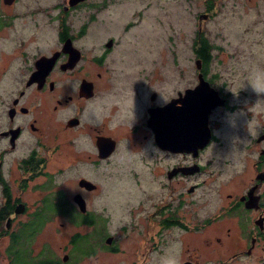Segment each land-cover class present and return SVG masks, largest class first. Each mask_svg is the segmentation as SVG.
<instances>
[{"label": "flooded vegetation", "instance_id": "af4514ba", "mask_svg": "<svg viewBox=\"0 0 264 264\" xmlns=\"http://www.w3.org/2000/svg\"><path fill=\"white\" fill-rule=\"evenodd\" d=\"M215 3L204 0L198 14V48L211 43L203 26ZM153 20L154 0H0L3 264H148L150 254L160 264L177 242L181 264H264V114L253 120L250 90L212 60L214 44L209 60L195 50L193 67L179 72L186 82L162 97L154 67L122 59L134 37L150 35ZM200 78L209 83L201 84V99L207 90L214 97L207 125L194 123L209 132L207 143L161 147L154 108L184 111L186 91ZM239 110L247 121L237 133L249 160L222 175L211 149L223 129L234 130L227 119ZM65 176L72 187L63 188ZM114 176L125 181L122 194L107 189ZM143 179L154 180V190H142ZM117 220L122 232L140 222L154 227V237L127 244L131 236L109 229ZM99 223L107 231L94 247ZM121 253L128 259L116 261Z\"/></svg>", "mask_w": 264, "mask_h": 264}, {"label": "rangeland", "instance_id": "374dc122", "mask_svg": "<svg viewBox=\"0 0 264 264\" xmlns=\"http://www.w3.org/2000/svg\"><path fill=\"white\" fill-rule=\"evenodd\" d=\"M204 8V0H154V20L149 31L150 35L142 33L128 43L131 46L130 52L122 59L129 63L141 61L146 67H154V89L158 93L160 89L162 97L186 82V79H181L182 75L179 72L183 68L193 67L196 59L195 41L199 32L197 31L198 14L204 11ZM85 13L86 8H82L78 11L77 17L82 18ZM203 32L215 45L212 60L222 61L224 64L221 66L231 67L224 75L237 79L239 86L253 66H264V1H260L257 5H250L247 0H217L213 16L204 22ZM216 66L217 64H214L212 69L216 70ZM244 87L250 90L247 100H251L254 106L251 109L252 118L257 120L258 114H264V94L257 96L250 87L247 85ZM227 121L233 122L234 130L223 129L222 141L215 143L211 149L216 155V163L222 175H229L232 170H236L239 165H244L249 160L248 152L239 143L242 137L237 133L238 122L247 121L245 110L233 113ZM145 146L146 144L143 145ZM210 155L212 154L206 156ZM154 156H156L155 150ZM225 160L228 163H225ZM140 183L142 190H154V180L143 179ZM72 184L73 181L65 176L63 188H70ZM124 184L125 181H122L121 176H114V179L108 181L107 189L115 195L122 194ZM117 223L118 220L109 224V229L117 232L119 236H131L126 238L127 244L138 242L139 240H132L138 236L154 237V227H145L141 222L140 227L131 228L129 224L126 232L116 227ZM87 230L82 228L81 231L87 232ZM106 231L103 223H99L98 227L91 231L94 247L102 245V235ZM42 239L43 234L39 235L35 243L36 247L40 246ZM1 240L0 264H3L7 261L8 237ZM150 242L152 246L154 239ZM86 248V251H90L89 247ZM226 256L224 254V258ZM120 259L126 260L128 255L121 253L116 257V261ZM148 264H153L152 254Z\"/></svg>", "mask_w": 264, "mask_h": 264}, {"label": "water", "instance_id": "95a60500", "mask_svg": "<svg viewBox=\"0 0 264 264\" xmlns=\"http://www.w3.org/2000/svg\"><path fill=\"white\" fill-rule=\"evenodd\" d=\"M202 18V17H200ZM209 86V83L205 80H201L199 85L186 91V97L191 101V104L185 106V110L182 112L170 111V108L166 106L160 108H154V138L155 141L163 148L172 150H182L191 145L199 143L204 146L209 139V132L203 129L195 128V122L198 124L203 122V125H207L208 110L213 104L214 97L210 95L207 90V97L202 98L200 93V86L204 84ZM201 99L202 105L195 106L194 102ZM206 101V102H205ZM188 103V102H187ZM207 103V105H206ZM171 113V114H170ZM92 183L89 180H81V183ZM247 205L252 206L251 199L247 201Z\"/></svg>", "mask_w": 264, "mask_h": 264}, {"label": "clouds", "instance_id": "9594fccd", "mask_svg": "<svg viewBox=\"0 0 264 264\" xmlns=\"http://www.w3.org/2000/svg\"><path fill=\"white\" fill-rule=\"evenodd\" d=\"M247 85L250 89L260 96L264 94V66H253L248 72L245 79L240 84V87ZM95 119L99 120L102 118L100 110L93 113ZM118 119L122 120L124 118V113H119ZM70 186V185H69ZM71 187V186H70ZM79 190V189H77ZM180 246L177 242L172 249L166 250L162 253L160 258V264H181L179 256Z\"/></svg>", "mask_w": 264, "mask_h": 264}, {"label": "trees", "instance_id": "16d2710c", "mask_svg": "<svg viewBox=\"0 0 264 264\" xmlns=\"http://www.w3.org/2000/svg\"><path fill=\"white\" fill-rule=\"evenodd\" d=\"M202 41V40H201ZM200 42V38H198L195 41V50L196 52L201 55L204 59L209 60L211 57V48L214 46L212 43H209L208 40L205 39L206 45H203L202 48H198Z\"/></svg>", "mask_w": 264, "mask_h": 264}]
</instances>
